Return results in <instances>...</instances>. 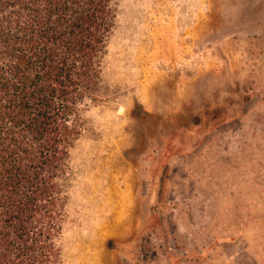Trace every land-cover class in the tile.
<instances>
[{
  "label": "rangeland",
  "instance_id": "1",
  "mask_svg": "<svg viewBox=\"0 0 264 264\" xmlns=\"http://www.w3.org/2000/svg\"><path fill=\"white\" fill-rule=\"evenodd\" d=\"M116 4L64 264H264V0Z\"/></svg>",
  "mask_w": 264,
  "mask_h": 264
},
{
  "label": "trees",
  "instance_id": "2",
  "mask_svg": "<svg viewBox=\"0 0 264 264\" xmlns=\"http://www.w3.org/2000/svg\"><path fill=\"white\" fill-rule=\"evenodd\" d=\"M117 0H0V264H64L71 150Z\"/></svg>",
  "mask_w": 264,
  "mask_h": 264
}]
</instances>
